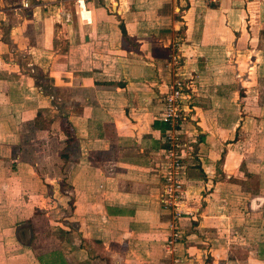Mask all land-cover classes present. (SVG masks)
<instances>
[{"label":"crops","instance_id":"1","mask_svg":"<svg viewBox=\"0 0 264 264\" xmlns=\"http://www.w3.org/2000/svg\"><path fill=\"white\" fill-rule=\"evenodd\" d=\"M23 2L0 0V264H264V0ZM174 77L193 214L171 249Z\"/></svg>","mask_w":264,"mask_h":264},{"label":"built area","instance_id":"2","mask_svg":"<svg viewBox=\"0 0 264 264\" xmlns=\"http://www.w3.org/2000/svg\"><path fill=\"white\" fill-rule=\"evenodd\" d=\"M26 0L22 6L26 7ZM181 77H174L162 97L161 121L166 124L164 130L165 146L162 158L157 163L159 178V204L161 210L169 214L171 235L167 246L174 248L180 238L177 221L183 216L193 214L187 204V165L185 157L191 140L184 138L183 132L191 108V93Z\"/></svg>","mask_w":264,"mask_h":264},{"label":"rangeland","instance_id":"3","mask_svg":"<svg viewBox=\"0 0 264 264\" xmlns=\"http://www.w3.org/2000/svg\"><path fill=\"white\" fill-rule=\"evenodd\" d=\"M244 78V77H243ZM192 77H188V78H184V83L187 85V87H188V89H187V91L189 92V93H191L192 94V92H191V81H192ZM237 79H239V78H237ZM244 79H246V78H244ZM241 83V82H240ZM234 89H237L238 90V94H239V96L241 97V96H243L244 94H243V88L241 87V88H239L238 87V84L237 83H235L234 85H232V88H231V90H234ZM52 122V120L51 121H47V120H44V124H42V127H48L49 125H50V123ZM65 142V141H64ZM61 148L59 149V151H58V154L60 153L61 155L62 154H64V150L67 148V142H65V145H64V147H63V142H61ZM56 147H58V146H56ZM35 149H37V147H34V146H32L31 147V152L32 153H35L36 151H35ZM38 150V149H37ZM39 151V150H38ZM44 152H46V153H48V154H52L53 152L55 153L56 151L54 150H52V148H49V149H45V151ZM46 153H43L42 151H41V154L40 155H45ZM64 183V182H63ZM65 185V184H64ZM240 198H242V201H245V199H243V195H238ZM65 212V211H64ZM64 215H65V213H64Z\"/></svg>","mask_w":264,"mask_h":264},{"label":"trees","instance_id":"4","mask_svg":"<svg viewBox=\"0 0 264 264\" xmlns=\"http://www.w3.org/2000/svg\"><path fill=\"white\" fill-rule=\"evenodd\" d=\"M209 6L211 7H216L218 6V3L217 2H208ZM122 29V32L124 33V28L123 26L121 27ZM156 124V123H155ZM63 127H64V130H65V133H66V136H67V142L70 141V140H73V138L71 137V133H70V129L68 127V124H64L63 123ZM167 128L166 124H164V126H162V130L164 131L165 129Z\"/></svg>","mask_w":264,"mask_h":264}]
</instances>
